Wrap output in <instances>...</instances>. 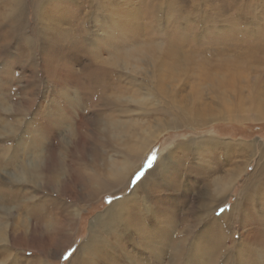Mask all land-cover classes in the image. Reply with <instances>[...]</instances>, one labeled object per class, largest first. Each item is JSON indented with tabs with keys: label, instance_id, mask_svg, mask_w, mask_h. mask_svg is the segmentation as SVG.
<instances>
[{
	"label": "rangeland",
	"instance_id": "1",
	"mask_svg": "<svg viewBox=\"0 0 264 264\" xmlns=\"http://www.w3.org/2000/svg\"><path fill=\"white\" fill-rule=\"evenodd\" d=\"M25 2L27 7L17 24L22 36L12 33L7 38L3 35L10 26H14V18L9 15L7 0H0V156L3 159L0 163V195L6 196L9 192L11 184L4 180L14 167L9 164L10 160L5 162V148L17 149L21 159L25 157L22 152H29V147L39 140L37 153H40L41 162L48 144L54 146L57 157L53 153L52 158H47V170L43 162L44 170L40 172L44 176L55 171L59 162L64 167L69 160L76 167H80L83 161L91 163L95 160L93 154L101 150L106 159L119 160L121 142L112 140L109 131L103 133L106 129L112 130L105 124L109 121L124 123L126 128L123 130L157 128V133L160 132L148 145L126 189L117 193L106 191L86 200L81 194L80 181L76 184L70 180L73 194L59 192L53 196L72 204L71 209L78 210L80 214L74 223L66 224L62 215L54 216L50 211L47 226L37 223L39 245L51 249L50 255L44 257L45 263L68 264L77 246L87 238L90 219L114 200L129 195L135 180L162 156L171 162L169 176L175 174L178 178L174 182L167 180V188H155L154 196L149 197L146 211L151 219L142 221L145 214L141 210L132 212L133 202H130L128 211L132 218L127 220L123 232L119 228L110 229V241L117 246V253L130 259L125 263L135 264L149 256L146 237L140 239L132 234L133 226L137 224L142 225L143 222V227L152 230L148 238L151 237L153 242L166 243L170 234H164L166 227L160 221H166L169 211L183 219L173 222L170 241L173 246L170 248L175 245L186 248L188 253L185 256L191 260L202 258L203 253L197 246V238L202 237L217 247L215 258L207 261L209 264L264 263V191L260 190L259 181H255L264 167V118L240 119L264 112V0H41L34 9L30 6L33 0ZM140 49L155 53V58L148 63H140V68L133 70L118 65L115 58L120 57L124 50L133 52ZM110 59L115 61L109 62ZM94 69H106L108 78L93 74L91 70ZM105 81L111 85L110 89L104 86ZM79 82L86 83V89H81ZM112 95L121 97L123 103L119 102V105L114 99H111L113 102L108 101L107 96ZM132 97L141 100L136 102ZM225 115L239 119H225ZM13 129L15 134L9 132ZM48 130H57L54 134L61 138L57 135V140ZM105 134L111 136L106 137V144L103 141ZM208 136L216 138L220 145L197 150L192 147L188 150L174 149L182 141L208 139ZM222 141H227L232 147L226 151L224 148L229 145ZM253 141L255 144L250 147V153L241 147V143ZM66 149L71 152H66ZM170 152L175 153L172 158L169 157ZM206 153L210 156L205 155L204 161L194 159V156ZM227 154L243 160L240 165L243 168L223 200L221 197L214 201V197L203 193L202 188H210L204 184L212 174H219L231 165L225 159ZM28 158L26 155L23 160ZM251 175H255L252 181L256 192L247 195L242 188L244 180ZM19 187L26 197L36 193L31 186L22 184ZM41 193L46 195L49 192L42 189ZM136 194L144 195L141 188ZM202 206L210 212L207 211L203 221L198 223ZM18 214L14 208L8 213L0 208V222L13 223ZM157 217V221H152ZM218 220L220 223L217 225ZM162 226L164 228H160ZM126 229L129 235L124 233ZM119 242L124 246L118 247L121 245ZM30 245L27 239L11 246L5 245L0 264H11L15 255L21 260L20 264L28 263L25 261L27 258L44 256L40 251L29 250ZM160 245H156L157 249L161 248ZM10 252L11 256L5 261ZM159 255L160 264H166L168 258L162 253ZM120 257L116 264H120Z\"/></svg>",
	"mask_w": 264,
	"mask_h": 264
},
{
	"label": "bare ground",
	"instance_id": "2",
	"mask_svg": "<svg viewBox=\"0 0 264 264\" xmlns=\"http://www.w3.org/2000/svg\"><path fill=\"white\" fill-rule=\"evenodd\" d=\"M40 3H41V0H33V4H30V6L33 7V9H34V8H37ZM97 3H100V1L97 2ZM6 4H8V6H9V7L7 6V8L10 9L9 10V15L12 17V19L14 18V21H13L14 22V26H10L9 29H7V31H5L6 33L3 36L8 38V36L10 34H12V33H16L17 36H19L22 33H19V29H18V25L17 24L20 23V21H21L20 16L24 13L25 7H27L26 2H25V0H7V3ZM87 5H88V3H87ZM99 7H101V6H99ZM84 8H85V6H84ZM82 14H83V12H82ZM84 14H85V12H84ZM44 16H46V15L44 14ZM61 17H63V16L61 15ZM58 18H60V16ZM81 24L82 23H80V25ZM0 29H1V26H0ZM64 34H68V33H64ZM105 34H106V31H105ZM68 36L66 38H68ZM63 37H64V35H63ZM97 40H96V42H97ZM67 42H66V44H67ZM72 43L74 44V42H72ZM100 43H102V41ZM93 44H91L90 47H92ZM71 46H69V47H71ZM99 47H100V44H99ZM139 47H140V45H139ZM98 49L100 50V48H98ZM100 51H102V50H100ZM127 51L124 50V52H122L121 54L118 53V54H120V57L119 56L116 57L117 55L116 56L114 55V56L116 57L115 59L118 62V65L119 66L123 65L124 67H128V68H130L132 70L133 69L140 68L139 67V64L140 63H144L145 64V62L148 63L149 60L151 61V60H153L155 58V53H151V51L150 52H145V51H142L141 49L138 50V51H133V52H130L129 50H127ZM104 52H106V51H104ZM72 53H74V52H72ZM70 54H71V52H70ZM73 55H72V57H73ZM156 55H158V54H156ZM99 56H101V55H99ZM94 57L96 58V56H94ZM159 57H161V56H159ZM111 58L113 59V57H111ZM114 61L111 60L109 62H114ZM103 63H105V61ZM108 70H109V67H108ZM91 72L93 74H95V75L96 74H101V76L103 75V76H105V78H108L106 76H109L108 75V72L106 71V69H102V70H100V69H94V70H91ZM134 72H135V70H134ZM109 74H110V72H109ZM73 76H75V75H73ZM83 76H85V75H83ZM66 78H67V76H66ZM68 79L70 80V77ZM105 83H106V81H105ZM108 83H109V81H108ZM110 83H113V81L110 82ZM78 86L81 89H86V83L79 82L78 83ZM104 86H106L107 89H108V87H109V89L111 88V85L109 86V84H107V83ZM107 99L110 102H113L111 99H114L116 101V103L117 102L118 103L119 102L123 103L122 102L123 99L121 97H119V96H116V95L107 96ZM127 99H129V98H127ZM147 99H149V98H147ZM133 100H135L137 102V101H140L141 99H136V98L134 99L133 98ZM119 105H120V103H119ZM223 117L225 119H239L238 117L237 118H232L231 115H225ZM53 118H54V116H53ZM242 118L243 119H254V120L260 119L261 120V118H264V112H260L257 116H248V117L246 116V117H241L240 119H242ZM48 119H49V116H48ZM65 119H67V118L64 117V120ZM59 121H60V119H59ZM61 123H63V122H61ZM45 124L47 125L46 122H45ZM50 124H49V126H50ZM105 124L108 125L109 127L111 126L112 130H107L106 129L103 133H107L109 131L111 133V136L112 137L110 135H108V134H105V137L103 138L104 143L106 144V137L107 138H110L111 137L112 140L119 141V143L121 142V146L122 147L120 148V150L117 147V149L119 150L118 153L120 154V159L119 160L118 159H114V158H112V159H106V157L104 156V153L102 152V150L100 149L101 151H99L97 149L99 152L93 154L95 160L91 161V163H88V162L86 163L85 161H83V164H81L80 167H76V166H74L73 162L71 160H69L65 164L66 166L64 167L63 163H61V162L58 161L59 163H58L57 169L55 171L50 172V173L47 172L48 175L42 176V173L40 172V170L41 171L44 170V169L47 170V166L49 165V162L47 163V158L49 156H50V158H52L51 155H53V153H54V146H51L49 144H48L47 147L45 146L46 147L45 148L46 150L44 151V154H43L44 155V161H41V162H40V159H41L40 158L41 157L40 156V153H37V150L40 147L39 140H36V142L34 144L31 143L32 146L29 147L30 148L29 152L26 151V150H24L25 152H22L23 157L24 156L26 157V155L29 157L28 160H23L25 157L19 159V154L20 153L18 152L17 149H14V148H12L10 150H6V148L4 149L3 155L6 156L5 162H7V161L10 160L11 162L9 164L10 165L12 164L14 167H13L12 171L8 173L9 174V177L6 180H4L7 183L9 182L11 184V188H10L9 192L6 194V196L0 195V208L1 209H4L6 211V213H8L13 208H14V212L15 213H17V214L20 213V212L21 213L17 215L16 219L13 220V223H10V224L7 225V224H3L2 222H0V255L4 252L5 245L6 246H9V245L11 246L13 244H16L17 242H21L22 240L27 239L29 241V243H31L30 248H28V249L29 250H37V251H40V252H42L44 254V256L43 257L37 256V257H34V258H29V259L26 257L27 259H25V261H28V263H26V264H29L30 262H32L31 264H46L45 261H44V257L50 255V252H51L50 250L51 249L49 247L46 248V249H44L43 246L41 247L39 245L40 238L36 234V231H37L36 225H37V223L41 222L43 225L47 226L48 220H49V216L51 217V212H53L52 215H54V216H56V215H62L64 217L63 218L64 223L66 222V224H71V223H74L76 221V217L80 214L79 211L78 210L71 209V207L73 205L70 204V203H68L67 201L59 200V199H56L55 197H53V196H55V194H60L59 192H61V194H66V192H69V193L73 194L74 192H72L73 190L71 189L72 186H70V184H69L70 180L71 181H74L76 184L80 181L79 183H81V187L83 189V191L81 192V194L86 198V200H92V199L96 198V196H98L99 194L105 193L106 191L107 192L108 191H110V192L113 191L112 193H117V192H119L120 189H126V187H128V185L130 184V182H132V180H133L132 179V176L135 173V170H137V168H139L140 163L143 160V155H144V153H145L148 145H150L152 143L151 140L153 138H156L157 135L160 134V132L157 133L158 132L156 130L157 128L155 130H140L139 127H138L139 130H136V128H135V130H131V131L130 130H123V129L126 128L125 124L124 123L121 124V122L119 123V122H117L115 120L114 121H109V122H107ZM134 127H135V125H134ZM10 131L13 134L16 133V130L15 129L9 130V132ZM48 131H51L54 134V133H56L57 130H48ZM60 131H58V132H60ZM34 132H33V134H34ZM28 133L30 135V132H28ZM57 135L54 134V137L57 136ZM27 138H28V135H27ZM49 139H50V137H49ZM56 139L58 140V138H56ZM51 140H52V137H51ZM61 140H63V139H61ZM27 141H28V139H27ZM217 141L218 140H216V138L211 137V136H208V139H206L205 137H204V139H201V138L200 139L199 138H195L194 139L193 138L190 141L188 139V141H182V142L178 143L177 146L174 149H175V151H177L176 149H179V150L186 149V150H188L190 147L195 148L196 150L197 149H200V148H204V149H208L209 147L214 148V147H216V145L219 144ZM101 142H102V140H101ZM45 143L47 144V142H45ZM222 143L229 145V146H227V147L224 148L226 151L228 150L229 147H232L230 145V143H228L227 141H222ZM67 144H68V142H67ZM253 144H255L254 141H253V143H251V142L241 143V147L242 148H245L246 149V152H249L250 151V147ZM116 145H118V144H116ZM233 145H234V143H233ZM118 146H120V145H118ZM68 149H66V152H71ZM245 149H244V151H245ZM215 150H217V149H215ZM238 152H239V150H238ZM170 153H171V155H169V157L172 158V155H174L175 153L174 152L173 153L170 152ZM231 153L232 152H230V154ZM55 154L56 153H54V155ZM207 154L208 153H206L204 155H198L196 157L194 156V159L196 160V158H197L199 160H203L204 161L205 160V155H207ZM66 155H68V153H66ZM246 156H244V157H246ZM225 159L227 161H229V163L231 165L228 166L227 168H224L223 171H221V173H219V174H216L214 176L212 174L213 177L211 176L210 180L207 181V183L204 184V185L210 186V188H208V187H205V188L203 187L202 188V186L199 188V189H201V188L203 189V193H209L208 195L213 196L214 197V199H213L214 201L217 200V199H219V198H221V197H222V200H223V196L226 195L229 192V189L234 184L236 178L238 177L239 173L242 171V168H243V166L240 167V165L243 164V160L242 161L237 160V158H234V156H230L229 157V154L226 155V158ZM1 162H3V159H1V156H0V163ZM43 162L45 164L44 165V169L42 167ZM169 162H170V160H169L168 157L167 158L166 157L164 158L162 156L159 160H157L154 163V165L151 168H149L148 170H146L145 173H143L137 180H135V182H134V188L132 189V191H131V193L129 195H127L124 198L114 200L103 211L99 212L92 219H90V223H89V227H88V235H87V238L83 242H81V244H79L77 246L74 254L69 258L70 260H69L68 264H116V262H117L116 260H118V258L120 257L119 254L117 253V252H119V250H117V246L114 243H111V241H110V238H111L110 237L111 236V230L110 229L114 230L116 228H119L121 230V232H123V230L125 229V226L127 225V220H129V218L131 217V212L128 211V207H129L128 206V203H130V202H133L132 205H131L132 206V209H131L132 212L137 213L139 210H141L145 214V216H142V219H143L142 221L145 222V220H150L151 219V217H148L147 216L149 214H147V211H146V208H149L147 206V204L149 202V197L150 196H154L155 188H157L158 190L167 188L168 187L167 180H169L171 182H174V180H176L178 178V177H175L174 176L175 174L172 175V177L169 176V171L168 170H169V168H171L170 165H169L171 162L170 163ZM4 167H5V165H4ZM79 169L81 171H79ZM77 171H79V172H77ZM5 172L7 173V171H5ZM254 176L251 175L249 178H247L246 180H244V185H243L242 191H244L247 195H253L256 192V189L254 187V183L252 181V179H253ZM255 181H259L260 186H261L260 187L261 188L260 190L261 191L262 190L264 191V187H263L264 186V167H263L261 173L256 177V180ZM22 184H24L26 186H31L36 191L35 195L26 197L24 195L25 193L24 194H21V190L22 189H20L19 185L22 186ZM257 184H258V182H257ZM140 188L143 190V193H144L143 197H141V196H139V195L136 194V192ZM42 189L47 190L50 194L48 193L46 195H43L41 193L42 192ZM249 200H251V199H249ZM249 200H247V201L249 202ZM12 202H16V204L14 203L13 206H12L11 205ZM262 202H264V201H262ZM243 203H245V202H243ZM233 205L231 206V208H233ZM239 205H241V204H239ZM262 205H264V204L262 203ZM201 210H200V213L202 215L201 216H198V219H197L198 220V223H200V222L203 221V219L205 218V215L204 214L208 213L207 211H209V210L205 209L203 206H202V209ZM202 212H204V213H202ZM165 214H162V216L165 215ZM227 214H229V213H227ZM227 214H225V215H227ZM9 215H11V214H9ZM222 216H224V215H222ZM178 218H179L180 221H183V219H182V217H180V215L179 216L174 215L172 212L169 211L167 213L166 221L165 220L164 221H160V224H163L166 227L164 234H166V235L167 234H170V236H171V237L170 236L167 237L165 235L167 237L166 238L167 239L166 243H164L165 241L164 242L160 241V242L163 243V245H160L159 243L153 242V240L151 239V237H150V239L148 238L149 237V234H150V232L152 230L149 229V228L143 227L142 226L143 225V222H142V225H140V224L135 225L134 224L135 226H133L134 228H133V233L132 234L137 235V237H139V238L140 237H146V239L148 240L147 241L148 243H146V245L149 248V251H148L149 252L148 253L149 256L146 257L147 259H145V261H137L135 264H157V263L160 264V262H161V257H159V256H161V255H159L160 253H162L163 255H165L168 258L167 261H166V264H209V263H207V261L209 262V259H211V258L214 259L215 258V256H216L215 253H217V251H216V249H217L216 245L212 244L213 242L211 240L208 241V240H205L202 237H198L197 238L198 239V243H199V245H197V246H198L199 250H201L202 253H203L201 259H198V260H194L193 261L189 257L185 256L188 252L186 253L187 249L186 248L184 249V247H182V246L179 247V246H176L175 245L176 247L174 246L172 249L170 248V247L173 246L172 242H170V241H172L171 240L172 239V233H173L172 231L174 230V223L173 222H176ZM157 220H158V217H157L156 220H152V221H157ZM213 220H216L215 217L213 218ZM215 222H213V223H215ZM133 223H134V221H133ZM213 223H211V224H213ZM218 223H220L219 220L217 221V225H218ZM128 226H129V224H128ZM220 227H222V226H220ZM220 227H218V228H220ZM160 228H164V227L162 226ZM152 229H153V227H152ZM159 230H161V229H159ZM158 232H160V231H158ZM124 233H125V235H129L130 232H129V230L126 229L124 231ZM160 233H162V232H160ZM160 233L158 234L159 236H160ZM211 233H212V231H211ZM216 233L217 232H215V234ZM174 235H176V234H174ZM252 236H254V235H251L250 237H252ZM160 237H162V236H160ZM157 238H158V236H157ZM121 239H122V237H121ZM156 239H154V240L156 241ZM117 240L118 239H116V241ZM122 240H124V239H122ZM124 241H127V240L125 239ZM156 245L157 246L160 245L161 248L160 249H157V246ZM123 246L124 245H122V244L120 246L118 245V247H123ZM254 246H255V244H254ZM261 247H262V245H261ZM140 248H142V247H140ZM148 248H147V250H148ZM255 248L256 247H254L253 250H255V252H256V249ZM259 249H260V247H259ZM160 250H161V252H160ZM189 250L190 249L188 248V251ZM256 255L254 257H256ZM10 256H11V252L8 253V255H6V257H5L4 260L6 261ZM124 256L126 257V255H124ZM133 256L134 255L132 254V257ZM257 257H258V255H257ZM257 257H256V259H257ZM120 258H121L120 261H119L120 264H126L128 262V260H130L128 256L126 258H122V257H120ZM252 260H254V258ZM203 261H204V263H203ZM20 262H21V260L18 257H16V255H15L13 257V259H12L11 264H20ZM256 262L254 264H256ZM234 264H236V263H234ZM239 264H245V263L244 262H241ZM262 264H264V263H262Z\"/></svg>",
	"mask_w": 264,
	"mask_h": 264
},
{
	"label": "snow or ice",
	"instance_id": "3",
	"mask_svg": "<svg viewBox=\"0 0 264 264\" xmlns=\"http://www.w3.org/2000/svg\"><path fill=\"white\" fill-rule=\"evenodd\" d=\"M221 211H223V210H221Z\"/></svg>",
	"mask_w": 264,
	"mask_h": 264
}]
</instances>
